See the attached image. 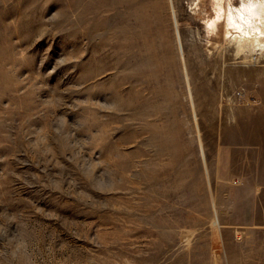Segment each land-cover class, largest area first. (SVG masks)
<instances>
[{
	"label": "rangeland",
	"instance_id": "obj_1",
	"mask_svg": "<svg viewBox=\"0 0 264 264\" xmlns=\"http://www.w3.org/2000/svg\"><path fill=\"white\" fill-rule=\"evenodd\" d=\"M263 102L264 0H0V264H222L208 166Z\"/></svg>",
	"mask_w": 264,
	"mask_h": 264
},
{
	"label": "crops",
	"instance_id": "obj_2",
	"mask_svg": "<svg viewBox=\"0 0 264 264\" xmlns=\"http://www.w3.org/2000/svg\"><path fill=\"white\" fill-rule=\"evenodd\" d=\"M208 168L216 255L222 264H264V102L222 126Z\"/></svg>",
	"mask_w": 264,
	"mask_h": 264
},
{
	"label": "bare ground",
	"instance_id": "obj_3",
	"mask_svg": "<svg viewBox=\"0 0 264 264\" xmlns=\"http://www.w3.org/2000/svg\"><path fill=\"white\" fill-rule=\"evenodd\" d=\"M253 8H256V6L251 7V5H250V7H248V8L246 7V10L250 9V11H252ZM171 15H172L173 23H174L176 41H177V45H178L177 47L180 51L181 57L183 58V60H185V56H184L185 54H184V50H183V40H182L181 33L179 30V24H178L177 16H176V9H175V5H174L173 1L171 2ZM209 26L213 27L214 22H212Z\"/></svg>",
	"mask_w": 264,
	"mask_h": 264
}]
</instances>
